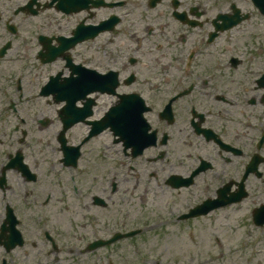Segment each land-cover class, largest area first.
<instances>
[{
  "label": "flooded vegetation",
  "instance_id": "af4514ba",
  "mask_svg": "<svg viewBox=\"0 0 264 264\" xmlns=\"http://www.w3.org/2000/svg\"><path fill=\"white\" fill-rule=\"evenodd\" d=\"M237 10L250 18L226 27ZM258 25L243 0H0V264H178L116 256L120 187L96 174L120 168L110 158L129 180L187 191L180 214L247 191L218 211L249 201L251 221H263ZM122 116L140 124L134 144L130 126L110 124Z\"/></svg>",
  "mask_w": 264,
  "mask_h": 264
},
{
  "label": "rangeland",
  "instance_id": "374dc122",
  "mask_svg": "<svg viewBox=\"0 0 264 264\" xmlns=\"http://www.w3.org/2000/svg\"><path fill=\"white\" fill-rule=\"evenodd\" d=\"M244 6L252 5L243 0ZM255 19L252 22H257ZM257 33L264 34V28L258 25L252 29ZM264 59V56L262 57ZM114 162L120 168L113 170L111 175L103 176V172H97L99 180L104 184L116 182L120 187V194L114 196L112 205L113 218H122L129 212L130 226L142 227L145 231L142 235L134 238L122 239L115 242L116 256L126 254L131 260L137 256L133 248L141 246L144 253L148 252L152 257H161L162 262L172 261L178 264H259L264 263V255L258 256V250L264 248V231H258L250 219V202L238 207L227 208L213 212L207 217L186 221H177L169 213L177 212L187 203V191L179 192L158 183L155 179L148 185V175H136L130 178L123 169L122 159H108L105 161ZM122 164V165H121ZM163 175V174H162ZM112 176V177H111ZM142 182L143 184H139ZM102 185L100 183L99 187ZM125 189L127 193H125ZM124 196L126 200L119 197ZM135 197L132 203L127 198ZM186 198V199H185ZM184 199V200H183ZM171 203H174L171 208ZM121 204V205H120ZM186 206H184L185 208ZM93 211L109 218V212L102 208H94ZM77 217L81 216L77 212ZM71 212L62 215L57 222L60 227H66L65 219H68ZM164 216V219L161 218ZM142 222L140 226L137 221ZM153 223V226H149ZM151 250V251H150ZM153 263L151 260L148 264Z\"/></svg>",
  "mask_w": 264,
  "mask_h": 264
},
{
  "label": "water",
  "instance_id": "95a60500",
  "mask_svg": "<svg viewBox=\"0 0 264 264\" xmlns=\"http://www.w3.org/2000/svg\"><path fill=\"white\" fill-rule=\"evenodd\" d=\"M257 5L260 6L262 8V11L264 12V0H255ZM212 209V208H211ZM209 210H204L202 213H207ZM139 232V230H136V231H132L128 234H125V235H120V234H117L115 236V240L119 239L120 237H123V236H132V235H135Z\"/></svg>",
  "mask_w": 264,
  "mask_h": 264
}]
</instances>
